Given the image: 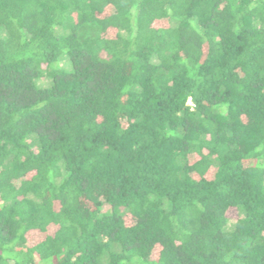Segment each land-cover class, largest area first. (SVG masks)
I'll list each match as a JSON object with an SVG mask.
<instances>
[{"label": "trees", "instance_id": "1", "mask_svg": "<svg viewBox=\"0 0 264 264\" xmlns=\"http://www.w3.org/2000/svg\"><path fill=\"white\" fill-rule=\"evenodd\" d=\"M0 264H264V0H0Z\"/></svg>", "mask_w": 264, "mask_h": 264}]
</instances>
